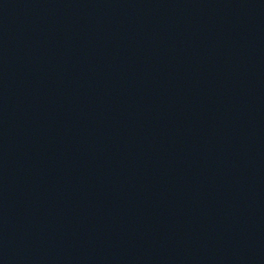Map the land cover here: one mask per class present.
<instances>
[{
    "label": "water",
    "instance_id": "obj_1",
    "mask_svg": "<svg viewBox=\"0 0 264 264\" xmlns=\"http://www.w3.org/2000/svg\"><path fill=\"white\" fill-rule=\"evenodd\" d=\"M0 264H264V0H0Z\"/></svg>",
    "mask_w": 264,
    "mask_h": 264
}]
</instances>
